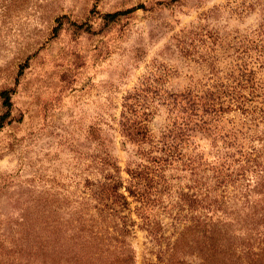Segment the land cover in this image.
<instances>
[{
	"label": "rangeland",
	"instance_id": "1",
	"mask_svg": "<svg viewBox=\"0 0 264 264\" xmlns=\"http://www.w3.org/2000/svg\"><path fill=\"white\" fill-rule=\"evenodd\" d=\"M105 162L137 224V264L156 245L127 170L160 166L149 215L171 243L197 214L186 195L217 216L264 206V0H0V264H73Z\"/></svg>",
	"mask_w": 264,
	"mask_h": 264
},
{
	"label": "trees",
	"instance_id": "2",
	"mask_svg": "<svg viewBox=\"0 0 264 264\" xmlns=\"http://www.w3.org/2000/svg\"><path fill=\"white\" fill-rule=\"evenodd\" d=\"M6 103L9 95L4 94ZM193 102V100H188ZM125 131L129 138L142 135L145 131L134 130L130 119L124 117ZM124 125V124H123ZM173 145L166 144L163 156L173 155ZM164 157V158H165ZM237 159L243 162L237 168V175L243 178L247 169V157ZM152 162L159 164L166 159L151 157ZM105 164L113 168V173L107 172L103 181L92 184L96 189L92 192L94 205L86 208L84 219L75 220V234L72 239L73 264H137L136 251L131 238L133 229L137 226L129 212V202L121 190L124 188L119 176V168L109 162ZM225 164V163H224ZM143 166L127 170L132 180H136L129 188H125L140 207L138 217L141 219V229L147 232L151 242L155 243V261L148 264H193L187 258H199V264H264V206L259 203L246 204L244 212H223L216 215V208L201 206L204 197L198 199V194L184 196L190 199L193 208L188 204V210L195 215L184 220L185 223L179 237L173 243L164 236L163 228L154 220L149 211L160 202L161 179L160 166ZM231 166L228 167V170ZM234 174V172H232ZM229 176V174H228ZM207 203V198H206ZM212 203H216V200ZM207 209L206 214H198L199 209ZM85 210V209H84ZM83 211L80 210V214ZM181 211V209L179 210ZM176 222L182 223L180 212L175 217ZM46 264V263H45Z\"/></svg>",
	"mask_w": 264,
	"mask_h": 264
}]
</instances>
